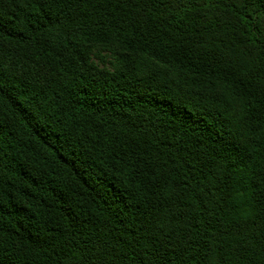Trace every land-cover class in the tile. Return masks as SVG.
<instances>
[{"label":"trees","instance_id":"obj_1","mask_svg":"<svg viewBox=\"0 0 264 264\" xmlns=\"http://www.w3.org/2000/svg\"><path fill=\"white\" fill-rule=\"evenodd\" d=\"M0 264H264V0H0Z\"/></svg>","mask_w":264,"mask_h":264}]
</instances>
